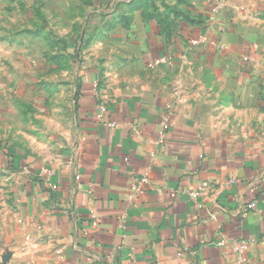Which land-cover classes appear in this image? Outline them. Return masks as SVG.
Returning <instances> with one entry per match:
<instances>
[{"label":"crops","instance_id":"1","mask_svg":"<svg viewBox=\"0 0 264 264\" xmlns=\"http://www.w3.org/2000/svg\"><path fill=\"white\" fill-rule=\"evenodd\" d=\"M84 1L98 44L131 63L103 72L109 85L74 70L71 138L41 157L14 151L26 212L0 260L264 264V0ZM48 6L4 0L0 31L42 27Z\"/></svg>","mask_w":264,"mask_h":264},{"label":"rangeland","instance_id":"2","mask_svg":"<svg viewBox=\"0 0 264 264\" xmlns=\"http://www.w3.org/2000/svg\"><path fill=\"white\" fill-rule=\"evenodd\" d=\"M46 2L49 6L46 13L43 7L42 27L33 19L22 24L8 22L17 26L16 36L6 29L0 31L5 36L3 41L10 38L16 42L0 41V253L6 250L7 242L15 243L26 212L24 169L14 163V151L41 157L71 138L74 70L87 65L102 73L109 70L108 75L115 77L116 73L121 75L122 66L131 63H115V46H100L98 30L86 28L90 20L87 1L57 0L59 17L53 28L49 18L54 2ZM99 54L113 61L104 65L98 58L88 59ZM103 75L104 84L109 85L113 80ZM126 75L129 82V68Z\"/></svg>","mask_w":264,"mask_h":264},{"label":"built area","instance_id":"3","mask_svg":"<svg viewBox=\"0 0 264 264\" xmlns=\"http://www.w3.org/2000/svg\"><path fill=\"white\" fill-rule=\"evenodd\" d=\"M203 41H205V38L199 36V37H197V38H193L190 42H191V45H197V44H199V43H201V42H203ZM168 61H169V57H166V56H160V57L157 59V63H166V62H168ZM94 86H96V83H94ZM141 180L146 181V178L144 177V178H142ZM51 187H52L53 189L56 188L55 185H52ZM254 205H255V204H254L253 202L250 204L251 207H253ZM244 246H245V244L243 243V241H240L239 244H237V245L235 246V248H236V250L239 251L240 249H243Z\"/></svg>","mask_w":264,"mask_h":264}]
</instances>
